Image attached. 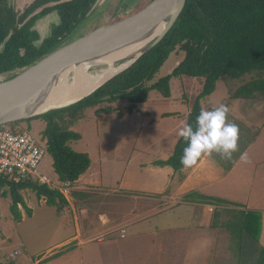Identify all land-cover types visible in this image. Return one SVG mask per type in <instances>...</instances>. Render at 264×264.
I'll use <instances>...</instances> for the list:
<instances>
[{
  "label": "rangeland",
  "instance_id": "rangeland-1",
  "mask_svg": "<svg viewBox=\"0 0 264 264\" xmlns=\"http://www.w3.org/2000/svg\"><path fill=\"white\" fill-rule=\"evenodd\" d=\"M129 1L98 0L90 18L83 21L70 38L79 37L81 29L104 12ZM53 21L47 24L49 29ZM174 55L182 60L185 53L179 48ZM19 71L5 74L2 79ZM255 76L249 73L239 78L220 77L215 90L200 99L202 108L207 110L227 106L228 120L240 130L238 149L231 159L211 153V158L219 165L213 168V176H223L225 170H230L244 147L260 132L240 167L241 183L214 182L209 189V194L249 204V207L244 205L247 208L258 207L255 202L264 203V190L256 185L257 167L264 159V94L241 98L233 97V93ZM169 85L170 96L152 88L147 101L136 104L132 111L128 109V100L105 102L84 110V116L70 127L82 137L70 142V146L76 151L87 152L91 165L79 179L84 193L74 195L69 191L66 195L69 205L60 212L47 205L34 191L26 189L21 193L26 205L32 208V216L20 206L24 220L17 222L10 211V192L7 187H0V262L37 264L62 251L57 258L42 264H239L238 259L242 254L244 257L245 252L240 250L238 240L232 241L227 229L213 228V210L199 213L202 211L199 208L200 218L195 219L192 202L199 198L193 194L191 200H187V194L199 191L196 184L199 186L202 180L198 175L186 185H180L181 169L175 171L166 167L171 169V174L167 175L161 166L154 164L173 154L180 137L177 133L187 124L192 103L202 90L203 78L172 76ZM105 106L113 110L97 115L96 109ZM13 128L31 132L45 147L44 120L21 121ZM37 168L52 181H58L53 158L47 151ZM258 176L264 179L261 172ZM237 177L238 172L230 179ZM193 187L195 189H191ZM169 195H175L176 204L167 203L166 200L171 199ZM148 203L153 204L156 211L140 220V209ZM258 208L264 209V206ZM226 218L223 214L221 220ZM103 219L106 224L101 225ZM194 222L196 224L191 225ZM158 224L165 227L162 232L152 230ZM136 230L144 233L136 234ZM259 242L264 244V211ZM255 256L248 259V264H255Z\"/></svg>",
  "mask_w": 264,
  "mask_h": 264
},
{
  "label": "trees",
  "instance_id": "trees-1",
  "mask_svg": "<svg viewBox=\"0 0 264 264\" xmlns=\"http://www.w3.org/2000/svg\"><path fill=\"white\" fill-rule=\"evenodd\" d=\"M10 1L0 0V74L26 68L66 42L79 25L90 18V13L98 2L34 0L23 10L17 11ZM53 2L56 3L49 5ZM55 11L58 13L59 23L53 25L50 32L42 38L36 24H41V19ZM177 46L185 51L178 67L156 83L148 84ZM249 73H255L256 76L238 87L233 97L254 98L264 94V0H186L175 25L161 42L91 95L71 106L5 125L14 129V125L21 121L36 118L44 120L45 149L53 158L58 181L70 182L74 188L91 165L87 152L76 151L70 146V142L82 137L70 127L84 116L86 108L105 102L128 100V109L132 111L136 104L147 101L152 88L166 97L170 96L169 81L172 76L199 77L203 78V87L192 103L187 121V124L194 125L195 117L202 108L200 99L215 90L220 77L230 75L239 78ZM112 110L113 107L109 106L98 107L96 114ZM184 147L185 142L179 137L173 154L167 159L156 160L154 164L169 166L175 171L184 168L180 164ZM0 187H7L10 192V211L17 222L22 220L20 206L25 208L28 216L32 215V208L26 205L21 193L26 189L34 191L58 212L69 205L67 197L58 189L35 181L16 182L0 176ZM70 192L74 195L79 193L76 189ZM193 194L200 202L214 207L213 228L223 227L229 231L232 241L238 240L240 250L245 252L244 257L242 254L238 259L239 264H248V259L253 255H256L253 258L255 264H264V244L259 242L261 210L250 209L243 204L198 191L187 194V200H191L190 196ZM223 214L228 218L221 220ZM61 254L62 251L55 253L37 264L48 262Z\"/></svg>",
  "mask_w": 264,
  "mask_h": 264
},
{
  "label": "water",
  "instance_id": "water-1",
  "mask_svg": "<svg viewBox=\"0 0 264 264\" xmlns=\"http://www.w3.org/2000/svg\"><path fill=\"white\" fill-rule=\"evenodd\" d=\"M185 4L186 0H131L104 12L92 24H86L79 37L69 38L15 76L0 81V125L65 108L91 95L160 43L175 25ZM138 14L143 15L137 18ZM133 27L139 33L135 45L119 59L105 63L101 58L117 49L121 41L118 37ZM179 48L170 54L150 85L178 67L181 59H176L174 54ZM82 64H87L90 73L109 67L118 71L89 92L63 101L66 94L56 95L53 91L64 83V75L70 68ZM60 99L56 104L52 102Z\"/></svg>",
  "mask_w": 264,
  "mask_h": 264
},
{
  "label": "crops",
  "instance_id": "crops-1",
  "mask_svg": "<svg viewBox=\"0 0 264 264\" xmlns=\"http://www.w3.org/2000/svg\"><path fill=\"white\" fill-rule=\"evenodd\" d=\"M32 1L33 0H11V3L12 4L15 3L17 9H19V8L22 9L26 4H28V3L32 2ZM51 15H53V18H50ZM48 16H49V18H48L47 21H45L43 23L44 19L47 18V17H45L44 19H41V22H40L41 24H39V23L36 24V28L39 30L40 35H41L42 38H44L47 35V33L50 32L49 25H47V24L52 19L58 20V15L56 14V12L50 13ZM4 75L5 74H0V77H2ZM1 80H4V79L0 78V81ZM262 127H264V124H263ZM259 133L257 134V136L259 135ZM257 136L253 139L252 142H250V144L251 143H253V144H251V145L248 144L247 146L244 147V149L242 150L241 154L234 160L233 165L230 168V170H228V171L225 170L223 172V174H224L223 176L217 177L216 175L215 176L212 175L213 168H216L218 164L215 162V160H213L211 158V153H206V154H203L197 160V162L194 163L191 167H184V168L181 169L182 170V173H181L180 177H182V178H181V184L180 185H186L187 183H189V181H190V179L192 177H194L195 175H198L199 179L202 180V183L199 186L196 184V187L199 189L200 193L206 194V195H212V194H209V189L212 187V185H210V184H213L214 182H217V183H225V182L233 181L234 183L240 184L241 181H242L241 175H240V167L246 161V156H247V154H248V152L250 150L249 148H251V146H253L257 142L256 141L257 140ZM210 161H212L211 164H209ZM166 167H169V166H164V167H160V168H161V170H165V172H166L167 175L168 174H171V169L169 170V168H166ZM218 167H219V165H218ZM237 172H238V177L236 179L235 178L230 179L231 176L237 174ZM260 172L264 176V159L258 165L257 172H256V175H257L256 185H258L261 190H264V179L262 177L258 176V174H260ZM172 175L174 177L175 176V173H172ZM73 189L74 190L76 189L77 192H83L84 193V188H81L79 186V180L77 182V185ZM191 189H195V188L193 187ZM214 196H217V195H214ZM173 197H175V195L170 196L171 199L170 200L167 199L166 200L167 203L176 204V200L173 199ZM219 197H221V196H219ZM222 198H225V197H222ZM225 199L231 200V201L236 202V203H239V204L247 205V207H249L248 206L249 204H245V203H242V202H237V201L232 200V199H229V198H225ZM42 200L45 201L44 199H42ZM189 202H192V201H189ZM192 204H193V207L192 208H193V211L195 213V219L196 218L197 219L200 218V217H198V209L199 208L202 209V211L199 210V213L200 212L204 213V211H208L209 212L210 210H212L211 209L212 208V205H209V204H206V203H202V202H200V200H198L197 202H192ZM152 205L153 204L148 203V204H146V205H144V206L141 207V209H140L141 214L138 216V218H140V220L141 219L142 220L143 219H147L150 216L154 215V212L156 211V207H154ZM254 205L255 206H258V207H262V206H264V203L262 201H260V202H255ZM258 207H250V208L259 209L261 211H264V209H260ZM23 220H24V218L22 217V220L21 221H23ZM103 222L104 223H102L101 225L106 224V220L103 219ZM134 222L137 223L136 221H134ZM195 224L196 223L194 222V224H191V225H195ZM197 226H202V225H197ZM164 228L161 227V225L158 224V225H155L152 230H154V232H162V230H164ZM96 229H97V227H96ZM76 231H77V233H79V227H77V230ZM135 233L136 234H141V233H144V231H137ZM75 236H78V234L75 235ZM161 239L163 241H166L165 237H161ZM170 253L173 254V252H169V254ZM171 258H172V256L169 255V259H171ZM36 262H38V260Z\"/></svg>",
  "mask_w": 264,
  "mask_h": 264
},
{
  "label": "clouds",
  "instance_id": "clouds-1",
  "mask_svg": "<svg viewBox=\"0 0 264 264\" xmlns=\"http://www.w3.org/2000/svg\"><path fill=\"white\" fill-rule=\"evenodd\" d=\"M239 131V126L228 120L227 106L201 108L194 125L185 124L177 133L185 142L180 164L191 167L203 154L213 152L231 159L238 149Z\"/></svg>",
  "mask_w": 264,
  "mask_h": 264
},
{
  "label": "built area",
  "instance_id": "built-area-1",
  "mask_svg": "<svg viewBox=\"0 0 264 264\" xmlns=\"http://www.w3.org/2000/svg\"><path fill=\"white\" fill-rule=\"evenodd\" d=\"M45 152V147L31 132L0 125V176L16 182L35 181L58 189L66 196L73 190L70 182L52 181L38 171Z\"/></svg>",
  "mask_w": 264,
  "mask_h": 264
},
{
  "label": "bare ground",
  "instance_id": "bare-ground-1",
  "mask_svg": "<svg viewBox=\"0 0 264 264\" xmlns=\"http://www.w3.org/2000/svg\"><path fill=\"white\" fill-rule=\"evenodd\" d=\"M142 15L143 14L138 15L137 18L142 17ZM134 29L135 28L133 27L132 29L127 30L125 33H122V35L118 37L121 40L119 42L120 44L118 48L112 49L109 53H107L106 56L101 58L104 60L105 63L109 64L115 61L116 59H119L121 56L126 54L129 49L133 47V45H135L137 38L139 37V33L134 32ZM116 71H118V68L109 67L102 71L90 73V71H88L87 64L72 67L65 73L64 83H61L57 88H55L53 93H55L56 95L59 93H65L66 97L62 99L63 101L72 99L74 97L89 92L91 89L96 87L104 79L110 77ZM67 77L69 78L68 83ZM59 101H61V99L52 102L56 104Z\"/></svg>",
  "mask_w": 264,
  "mask_h": 264
},
{
  "label": "flooded vegetation",
  "instance_id": "flooded-vegetation-1",
  "mask_svg": "<svg viewBox=\"0 0 264 264\" xmlns=\"http://www.w3.org/2000/svg\"><path fill=\"white\" fill-rule=\"evenodd\" d=\"M34 1V0H33ZM32 1V2H33ZM32 2H30V3H32ZM30 3H28V4H26L22 9H17V7H16V4L14 3V4H12L13 6H14V8L17 10V11H21V10H23L26 6H28ZM56 2H53V3H51V4H49V5H54ZM97 4V3H96ZM96 6V5H95ZM95 6H94V8H95ZM56 12V14L58 15V13H57V11H55ZM92 13H93V10H92ZM91 14V13H90ZM59 23V18H58V20H55V21H53L52 22V25H55V24H58ZM53 27V26H52ZM0 78H2V77H0Z\"/></svg>",
  "mask_w": 264,
  "mask_h": 264
}]
</instances>
